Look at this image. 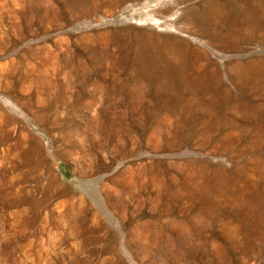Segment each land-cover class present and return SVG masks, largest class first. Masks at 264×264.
Here are the masks:
<instances>
[{"label":"rangeland","instance_id":"obj_1","mask_svg":"<svg viewBox=\"0 0 264 264\" xmlns=\"http://www.w3.org/2000/svg\"><path fill=\"white\" fill-rule=\"evenodd\" d=\"M0 264H264V0H0Z\"/></svg>","mask_w":264,"mask_h":264},{"label":"bare ground","instance_id":"obj_2","mask_svg":"<svg viewBox=\"0 0 264 264\" xmlns=\"http://www.w3.org/2000/svg\"><path fill=\"white\" fill-rule=\"evenodd\" d=\"M228 2V1H227ZM233 2V1H232ZM229 4V3H228ZM227 5V4H226ZM230 5V4H229ZM206 6V5H205ZM208 6V5H207ZM225 10V9H224ZM203 11V10H202ZM210 11H212V10H210ZM215 11V10H214ZM192 23V22H191Z\"/></svg>","mask_w":264,"mask_h":264}]
</instances>
